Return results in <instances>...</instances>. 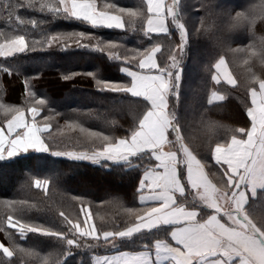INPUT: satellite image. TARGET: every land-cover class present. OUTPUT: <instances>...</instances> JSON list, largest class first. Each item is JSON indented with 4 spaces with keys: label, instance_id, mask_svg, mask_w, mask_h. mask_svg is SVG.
Masks as SVG:
<instances>
[{
    "label": "snow or ice",
    "instance_id": "snow-or-ice-1",
    "mask_svg": "<svg viewBox=\"0 0 264 264\" xmlns=\"http://www.w3.org/2000/svg\"><path fill=\"white\" fill-rule=\"evenodd\" d=\"M29 10L74 18L94 31L37 36L40 22ZM232 12L216 0H139L135 7L0 0V57L53 47L104 54L118 64L59 78L89 79L97 91L118 94L120 111L131 117L124 127L105 116L103 130L89 126L101 119L93 110L83 111L87 119H62L23 77L25 102L0 100V161L20 157L12 167H23L34 158L21 154L38 152L87 162L109 178L106 195L126 183L132 204L104 201L121 211L94 214L93 199L59 190V174L30 176L22 187L38 190L34 196L0 200V264H264V75L242 67L245 57L264 62V46L255 53L254 43L233 48L229 35L264 14V3ZM103 30L131 32L136 46L119 34L106 40L97 34ZM198 36L211 43L193 56V80L186 59ZM113 68L119 79L99 74ZM5 73L13 75L0 64ZM229 98L243 110L239 126L207 118L208 106ZM45 240L55 242L49 251L36 243Z\"/></svg>",
    "mask_w": 264,
    "mask_h": 264
},
{
    "label": "trees",
    "instance_id": "trees-1",
    "mask_svg": "<svg viewBox=\"0 0 264 264\" xmlns=\"http://www.w3.org/2000/svg\"><path fill=\"white\" fill-rule=\"evenodd\" d=\"M112 2L121 6L135 7L139 0H112ZM233 2L239 4L241 0H233ZM25 14L40 22L35 29L37 36L73 30L94 31L74 18H67L55 13L29 10ZM0 27H3L2 22H0ZM97 34L106 40L115 39L119 34L125 37L123 42L129 47L136 46L134 34L131 32H128L126 36L122 30H103ZM204 43L203 38L195 37L190 45L191 51L186 59L190 79L197 78L198 68L193 65V56L197 50L203 48ZM0 64L13 71L11 77L7 73L0 76V100L4 103L23 104L25 102L24 77L29 81L35 97L44 100V107L59 114L62 119H87L83 111L93 110L101 114L100 120L90 122L89 126L95 130H103L106 127L103 119L105 116L108 120H116L119 124H123L124 127H127V124L124 123L125 119L129 121L131 119L130 116L126 117L120 111L123 97L118 94L97 91L89 79L77 77L74 80L64 81L59 78L60 73L96 71L102 69L105 64H118V62L108 61L104 54L78 48L60 50L53 47L44 51H25L6 59L0 57ZM99 74L105 79L112 80L119 79L123 75L119 73L118 68H113L112 71H100ZM225 87L228 86L225 85ZM187 95L186 91L185 96ZM204 102L206 104V98ZM214 104H219L221 107L208 106V119L230 126H239L237 122H243V110L237 99L229 98L225 102H214ZM120 130L117 129V132ZM29 155L34 160L29 161L23 167H12L14 161L19 160L20 157L13 158L11 161H0V200L19 199L25 195L34 196L38 190L33 189L31 192H26L22 187L28 177H55L59 174V190L70 195H87L88 198L93 199L97 206L93 209L94 214L98 211L105 216H110L121 211L115 204L104 203V201L118 200L126 207L132 206L130 203L131 188L126 183L120 184L117 192L113 195H106L109 178H106L102 172L93 169L87 162L68 161L53 157L49 153L21 154V156ZM161 227L166 229L168 226ZM156 231L153 229V232ZM2 237L3 234L0 233V239ZM36 243L41 244L39 247L44 251H49L51 247L55 246V242L51 240L36 241ZM138 244L139 241L137 246Z\"/></svg>",
    "mask_w": 264,
    "mask_h": 264
},
{
    "label": "clouds",
    "instance_id": "clouds-1",
    "mask_svg": "<svg viewBox=\"0 0 264 264\" xmlns=\"http://www.w3.org/2000/svg\"><path fill=\"white\" fill-rule=\"evenodd\" d=\"M195 3L196 0H193ZM264 0H241L239 4L233 2V0H216L218 8L222 9H232V15L235 16L237 13L245 12L252 4H262ZM218 36L223 37V33H217ZM231 40L233 41L232 47L235 48L237 45H250L255 44L257 47L249 49V52L255 53L259 50L261 46H264V14L250 18L246 22V26L240 29H237L229 34ZM203 38L205 42L211 43L206 37L198 36ZM251 67L252 71L257 75H264V62L255 59L254 56L245 57L242 67L247 68Z\"/></svg>",
    "mask_w": 264,
    "mask_h": 264
},
{
    "label": "crops",
    "instance_id": "crops-1",
    "mask_svg": "<svg viewBox=\"0 0 264 264\" xmlns=\"http://www.w3.org/2000/svg\"><path fill=\"white\" fill-rule=\"evenodd\" d=\"M164 226H167V225H164Z\"/></svg>",
    "mask_w": 264,
    "mask_h": 264
}]
</instances>
